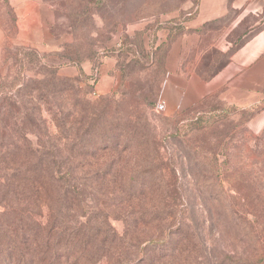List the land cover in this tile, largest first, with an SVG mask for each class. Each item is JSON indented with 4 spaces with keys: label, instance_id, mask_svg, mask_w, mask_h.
Masks as SVG:
<instances>
[{
    "label": "rangeland",
    "instance_id": "1",
    "mask_svg": "<svg viewBox=\"0 0 264 264\" xmlns=\"http://www.w3.org/2000/svg\"><path fill=\"white\" fill-rule=\"evenodd\" d=\"M198 2L0 0V264H195L198 254L220 264L227 251H264L260 107L210 100L172 113L161 102L175 34ZM203 43L184 48L187 74L226 63ZM70 106L83 128L93 116L134 130L86 154L80 199L60 205L51 187L4 186L27 158L65 171ZM168 234L164 252L147 248L142 260L145 241Z\"/></svg>",
    "mask_w": 264,
    "mask_h": 264
},
{
    "label": "crops",
    "instance_id": "2",
    "mask_svg": "<svg viewBox=\"0 0 264 264\" xmlns=\"http://www.w3.org/2000/svg\"><path fill=\"white\" fill-rule=\"evenodd\" d=\"M181 24L167 57L164 109L176 113L210 100L240 109L260 107L252 125H264V0H199ZM204 41L227 55L226 63L210 75L187 74L184 48Z\"/></svg>",
    "mask_w": 264,
    "mask_h": 264
},
{
    "label": "trees",
    "instance_id": "3",
    "mask_svg": "<svg viewBox=\"0 0 264 264\" xmlns=\"http://www.w3.org/2000/svg\"><path fill=\"white\" fill-rule=\"evenodd\" d=\"M36 81L39 84L43 83L42 80ZM57 81L58 78H53V86L55 88L57 86ZM75 109V106H70L68 115L66 116L65 123L63 125V136L65 138L63 144L67 146L68 150L70 151L69 156L64 158L66 161L65 164L67 166L65 167V171L63 172L61 170L55 169L56 167H50V162L46 159L42 160L41 157L36 156L27 158L28 161H23V163L18 164L15 167L17 168L16 170L13 171L12 169L11 172H4L3 177L8 179L15 178L14 181L17 182V184H15L4 180V186L7 185L8 187H12L15 185L20 186L22 184V186H31L37 188L38 190L44 187H51V189L54 190V196L56 195V198L58 199L57 202L60 205H63L66 202L70 203L72 198L80 199L79 195L81 193V183L79 182V177H77V175L82 174L79 173L81 170L87 172L89 163L86 154H90L95 150L106 149L119 144L118 137L121 135L126 136L134 129H131V125H129L130 120L127 119H118L117 121L113 120L102 126L100 119L93 116L87 121V128H83V118H81L79 115H76ZM57 112V110L54 111L55 114H57ZM60 126H62V123ZM29 161H35V163L38 165L36 167H30L32 164H28ZM45 162L48 166V169L44 168L46 166ZM12 163L13 166L17 164L16 161H13V159L10 158V164ZM54 163H57V161H54ZM10 166L12 168V165ZM22 169H24L25 172H22ZM76 171L78 173H76ZM20 175L23 181L17 180V176L19 177ZM185 223L186 222L182 219L180 221H176L174 225V230L176 231L174 234H179V229L185 230ZM248 237V240L250 241L251 238L250 236ZM169 238L174 239L176 236L173 235L170 237L168 234L165 236L163 235L161 238H149L145 241L146 246L142 248V251L145 253L147 248H149L152 250V252L163 253V245H169ZM6 246L8 247V244H6ZM175 246L176 244L174 245V242L171 243L170 249L168 251H172L171 253L175 254L173 252L175 251ZM253 252L254 253L250 252L248 249L243 252L227 251L223 254V257L220 258L219 263L264 264V251H259L258 253V251L255 250ZM145 255L146 256H144L143 259L141 258L142 260L147 258V253H145ZM127 263L130 264V260H128ZM120 264H124V262H121ZM195 264H210L208 256L198 254Z\"/></svg>",
    "mask_w": 264,
    "mask_h": 264
}]
</instances>
